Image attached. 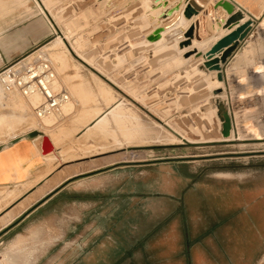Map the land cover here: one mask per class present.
<instances>
[{
  "label": "rangeland",
  "instance_id": "rangeland-1",
  "mask_svg": "<svg viewBox=\"0 0 264 264\" xmlns=\"http://www.w3.org/2000/svg\"><path fill=\"white\" fill-rule=\"evenodd\" d=\"M152 6L0 0L9 64L44 54L58 79L83 87V104L71 94L76 110L109 121L105 136L86 113L41 131L28 122L38 121L28 101L7 99L0 125L23 126L15 135L36 130L37 144L45 136L51 150L35 180L0 194V210H11L2 225L33 204L20 228L24 244L6 264H112L115 256L117 264H231L241 241L255 243V232L264 240V67H246L264 55V27L254 53L228 59L220 86L190 49L163 43L166 36L146 42L159 26ZM218 105L236 116L238 139L222 137Z\"/></svg>",
  "mask_w": 264,
  "mask_h": 264
},
{
  "label": "crops",
  "instance_id": "crops-1",
  "mask_svg": "<svg viewBox=\"0 0 264 264\" xmlns=\"http://www.w3.org/2000/svg\"><path fill=\"white\" fill-rule=\"evenodd\" d=\"M153 1L154 0H147L149 4L153 3ZM222 3L230 4L233 6V10L241 13L243 17V19L239 21L238 25L234 26L231 30H223L221 26L220 21L227 20L230 16L221 7ZM197 8L200 11L199 15H197V20L201 19L202 21H208V27L206 29L204 28L205 33L202 34V26L198 32L203 38L210 40L209 47L205 51L201 52L204 53L209 50L218 40L233 32L245 21L253 22L251 31L246 39L238 45L232 55V59L234 60L239 53H254L256 51L257 44H255V38L257 35H260V32L264 27V0H197ZM208 9L210 13L206 14ZM37 19L42 21L40 17ZM5 41L6 40H3V42ZM30 46L31 44L27 48ZM261 47L262 45H259L258 51H261ZM8 53L9 49L7 44H0V71L11 61ZM199 61V66H201L202 59ZM258 66L264 67V55H259L257 60L249 59V62L246 65L247 68H259ZM13 96L21 98L16 94L0 95V109L2 111L7 110V99ZM4 116L5 115H2L1 117ZM4 119H7V117H4ZM20 128L22 127L18 126L17 128L15 127L9 129V126L4 123L0 125V136L3 132H5L6 136H11L14 133L16 134L20 132ZM33 131L38 132L36 130H29L26 133H20L17 135L14 134L6 141L0 142V194L5 190H10V188L20 187L21 185L32 182L35 180L39 172L47 166L44 160V155L41 152V142L40 144H37L39 135L34 138H27V135ZM10 132L13 133L10 134ZM31 206H29L26 210H28ZM26 210L12 218L6 225H2L1 220L11 210H0V261H3V264L10 262L11 257L9 254L11 252V248L18 250L19 252V248L24 244L25 237L21 233L20 228L27 217L25 215ZM247 214H249V212H247ZM246 225L247 227L243 236L248 237L249 226L247 221ZM254 234L256 240L255 243L251 244L248 239L241 241L240 252H238L239 255L237 253H233L235 255H232L233 258H231V264H255L257 261L262 260L261 256L264 254V240L262 238V234L259 232H255ZM130 255L132 257V254ZM112 261V264H117V256H115ZM103 264H106L105 260Z\"/></svg>",
  "mask_w": 264,
  "mask_h": 264
},
{
  "label": "bare ground",
  "instance_id": "bare-ground-1",
  "mask_svg": "<svg viewBox=\"0 0 264 264\" xmlns=\"http://www.w3.org/2000/svg\"><path fill=\"white\" fill-rule=\"evenodd\" d=\"M160 1V2H159ZM176 3H180V11L179 12H175L170 18H166V17H164L162 14L164 13V12H166V10L168 9V8H170V7H172L174 4H176ZM165 4H167V6L165 7ZM196 5H197V0H196V3H195ZM153 5H155V6H152V8H154V10H153V12L155 13V15H153L152 13H151V17H150V14L148 15L149 17H150V19H153V18H155L154 20H156V24H159V26L156 28V29H159V28H161V32H160V34H159V38H158V40L160 39V38H162V37H164V36H166L165 37V40H164V42L163 43H165V44H170V43H175V42H177L178 44H181L184 40H185V37H184V34H185V32L190 28V27H194V25H195V23L197 24V15L196 16H193L190 20H186V19H184L183 17H182V14H181V12H182V10H183V8H184V6H185V0H154L153 1ZM161 8V9H160ZM157 12V13H156ZM153 15V16H152ZM148 17V18H149ZM208 27V21L207 20H204L203 22H202V34H204L205 33V29ZM205 28V29H204ZM155 29V30H156ZM154 30V31H155ZM153 31V32H154ZM152 32V33H153ZM152 33L150 34V35H152ZM158 40H156V41H158ZM156 41H154V42H156ZM147 43H153V42H148V41H146ZM209 44H210V40H208L207 38H203V40H202V42L201 43H199V42H197L195 39H193L192 40V45L190 46V47H187L186 49H190V50H192V49H194V50H197V51H205L208 47H209ZM190 50H186L184 53L186 54V52H189ZM52 55V54H51ZM50 55V56H51ZM58 54H56V56L54 55H52L53 57H54V59L56 60V62L59 64V66H61V57L59 58V55L57 56ZM51 56V57H52ZM193 57V56H192ZM32 59V58H31ZM47 59V58H46ZM53 59V58H52ZM194 60L196 59V58H193ZM50 60V59H49ZM200 60V59H199ZM230 60V59H229ZM27 61V60H26ZM52 62V61H51ZM21 63V62H20ZM23 63V62H22ZM57 64V65H58ZM55 72H56V75H58V72L59 71H57V70H55ZM256 72V71H255ZM206 74V73H205ZM211 78H215V72H208L207 73ZM215 81H216V79H215ZM62 83V84H60V83ZM69 82V79H68V77H64L62 80L61 79H58L57 78V83H56V86L57 87H62V88H64L63 87V85H65V86H69L68 88L70 89V91L69 90H67L66 89V91H67V93L69 94V96H70V99H69V101L61 108V110L59 111V113H57V114H53V115H51V116H48V117H46V118H42L41 120H38V121H36L35 122V120L33 121V120H26V122L28 121L29 122V124L31 125V126H34V127H38V128H40V130L41 131H45V129H47V131L49 130V129H51V128H53L58 122H60L63 118H65V117H67V116H70V115H72V114H74L73 115V118H79V116H80V114H88V115H90V113L92 112L91 111V109L90 110H85V109H83V107H82V109L80 110V111H77L76 110V105H75V102L72 100V97H71V94L74 96V95H77L79 98H81V99H83L82 100V104H83V101H84V99H85V97L84 98H82L81 97V90L83 91V87L81 88L80 87V85H76V86H74L73 84H69L68 83ZM216 84H218V85H222V83H220V82H217L216 81ZM2 86V85H1ZM66 88V87H65ZM85 90V89H84ZM217 90H220V89H217ZM217 90H215V91H217ZM214 91V92H215ZM102 93V92H101ZM214 94V93H213ZM219 94H221V93H219ZM219 94H214L216 97H215V100L216 99H218L219 97H218V95ZM90 95V94H89ZM87 97V96H86ZM21 99V98H20ZM219 99H221V98H219ZM22 100V99H21ZM21 100H20V103H21ZM22 101H24V100H22ZM30 102H29V104L31 105V106H34L35 104H37L38 103V101H39V98L38 97H33V98H31L30 100H29ZM12 102V101H11ZM19 103V102H18ZM21 104H24V103H21ZM17 106L19 105V104H16ZM22 106V105H21ZM81 106V105H80ZM219 107H220V105H218ZM19 107V106H18ZM92 107V106H91ZM217 107V106H216ZM25 109H26V107H24ZM81 108V107H80ZM225 108V107H224ZM19 109H21V110H23V107L22 108H19ZM24 109V110H25ZM220 108H216V111L217 110H219ZM223 109V108H222ZM226 109V108H225ZM16 110H17V108H16ZM226 111V110H225ZM94 112V111H93ZM227 112V111H226ZM23 112H21V114H22ZM228 113V112H227ZM24 114V113H23ZM99 112H97V114H95L94 116L93 115H90L91 117H92V120H93V123H91V126L92 127H94L93 128V131H94V129L95 130H98V129H96V127L97 128H102V132L104 133V136H105V134L107 133V130H106V126H107V124L106 123H108V125H109V121L107 120V119H105V121H102L101 119H100V117H99ZM219 111H218V118L221 120V116H219ZM221 114H223V113H221ZM220 114V115H221ZM230 114V116L232 117V120H233V123H232V127H231V130H230V136H231V138H233V135H234V133H236V131H235V122H234V117H236L235 115L233 116V115H231V113H229ZM112 115V114H111ZM118 116H116V115H112V118H113V120L115 121V118H117ZM69 118V117H68ZM10 120V119H9ZM74 120V119H73ZM76 120V119H75ZM74 120V121H75ZM25 121V120H24ZM23 121V122H24ZM73 121V122H74ZM118 121V120H117ZM222 121V120H221ZM7 122V121H6ZM28 122H27V124H28ZM38 122V123H37ZM97 122H101V123H97ZM127 122V121H126ZM119 123V122H118ZM25 124V123H24ZM38 124V125H37ZM40 124V125H39ZM117 124V123H116ZM26 125V124H25ZM117 126H118V124H117ZM23 127V126H22ZM33 127V128H34ZM125 129H127V128H125ZM124 129V130H125ZM123 130V129H122ZM123 130V131H124ZM133 131V130H132ZM121 132V131H120ZM125 132V131H124ZM124 132H123V134H124ZM244 132H246L247 134H248V130H244ZM135 133V132H134ZM11 134V133H10ZM92 134H93V136L95 135V132H92ZM102 134V133H101ZM101 134H99V135H101ZM239 134V133H238ZM240 134H242V132H240ZM128 136H129V133L127 134ZM243 135V134H242ZM240 136V137H242L243 138V136H246V135H243V136ZM249 135H251L250 133H249ZM126 136V135H125ZM130 137V136H129ZM60 137H58V136H54L53 137V141L57 144L59 141H60V139H59ZM125 138V137H124ZM239 138V136H237V133H236V139H238ZM246 141H251V139L249 140H246ZM77 142V141H76ZM62 148V147H61ZM79 148V147H78ZM63 149H65V148H63ZM49 159H50V157H49ZM44 177V176H43Z\"/></svg>",
  "mask_w": 264,
  "mask_h": 264
},
{
  "label": "water",
  "instance_id": "water-1",
  "mask_svg": "<svg viewBox=\"0 0 264 264\" xmlns=\"http://www.w3.org/2000/svg\"><path fill=\"white\" fill-rule=\"evenodd\" d=\"M196 0H186L185 6L181 12L182 17L186 20H190L193 16L199 15L200 11L195 4ZM167 4H165V7ZM180 3L174 4L172 7L168 8L166 12L162 15L166 18H170L175 12L180 11ZM221 7L223 10L230 15L227 20H221V26L223 30H231L234 26L238 25L239 21L243 19L241 13L235 12L233 10V6L227 3H222ZM210 13L209 9L206 11V14ZM202 20H197V24L195 23L194 27H190L184 34L185 40L179 44L180 48H187L192 45V40L195 39L197 42L201 43L203 37L199 34V29L202 26ZM252 21H245L243 24L238 26L233 32L228 34L227 36L218 40L209 50L206 52H201L197 50H190L191 55L196 59H202L201 66L199 68L201 71L215 72V79L217 82L223 83L225 80L223 66L227 63L228 59L232 57L234 51L237 49L238 45L243 42L248 36L249 32L252 28ZM161 32V28L156 29L152 35L146 37V41L154 42L158 40L159 34ZM185 59V58H184ZM218 91V90H217ZM213 92L215 95L219 92ZM219 116H221L222 124H221V135L223 138H227L230 134V130L232 127V119L230 115L225 111L223 107H219ZM223 108V109H222ZM39 135L38 132H30L27 135V138H34ZM51 146L47 137L43 136L41 138V152L43 155H47L50 153Z\"/></svg>",
  "mask_w": 264,
  "mask_h": 264
},
{
  "label": "built area",
  "instance_id": "built-area-1",
  "mask_svg": "<svg viewBox=\"0 0 264 264\" xmlns=\"http://www.w3.org/2000/svg\"><path fill=\"white\" fill-rule=\"evenodd\" d=\"M0 76L5 94H16L28 102L33 97L39 98L34 106L29 104L37 120L59 113L70 99L65 88L56 86L55 69L44 54L27 61L23 59L14 65L8 64Z\"/></svg>",
  "mask_w": 264,
  "mask_h": 264
}]
</instances>
